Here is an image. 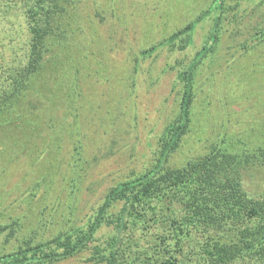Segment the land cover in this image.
<instances>
[{"label":"rangeland","instance_id":"obj_1","mask_svg":"<svg viewBox=\"0 0 264 264\" xmlns=\"http://www.w3.org/2000/svg\"><path fill=\"white\" fill-rule=\"evenodd\" d=\"M16 1L0 0V67L13 66V73L28 56V32ZM209 1L76 0L78 10L71 2L64 3L63 18L73 21L68 38L55 44L47 54L50 58L44 56L45 65L33 75L35 88L42 92L24 95V100L33 97L38 105V124L25 128L31 134L26 140L32 153L17 156L21 143L11 140L18 136L17 128L14 123L0 126V161L5 157L11 164L0 172L4 219L31 215L43 202L42 189L37 197L27 195L37 168L36 163L30 166L28 162L39 160L36 150L47 147L45 138L50 135L59 139L54 142L59 147L55 150L65 158L80 140L82 163L76 170L71 164L59 163L46 195L48 203L65 206L68 198L72 200V219L89 213L108 187L151 160L158 135L177 111L180 86L174 82L180 66L176 61L182 57L184 63L192 61L208 36L207 23L196 26L185 50L158 43ZM244 5L250 7L246 1ZM248 13L235 22L226 20L219 41L198 65L192 122L170 155L169 165L179 166L204 154L213 131L227 133L229 139L248 134L250 147L263 141L264 44L247 52L237 47L252 30L254 21ZM152 45L151 54L142 55ZM243 64L247 71L239 68ZM242 148L237 145L235 150ZM242 176L249 195L264 194V161L243 171ZM73 177L74 184L68 181ZM60 208L57 205L59 213ZM15 244L12 241L9 248ZM87 255L84 251L56 264H92Z\"/></svg>","mask_w":264,"mask_h":264},{"label":"trees","instance_id":"obj_2","mask_svg":"<svg viewBox=\"0 0 264 264\" xmlns=\"http://www.w3.org/2000/svg\"><path fill=\"white\" fill-rule=\"evenodd\" d=\"M75 1H16L28 32V56L15 73L13 66L0 67V126L14 123L17 128L18 136L11 138L13 144L21 143L17 156L32 153L26 140L31 134L25 128L38 124L37 102L33 97L24 100V95L42 92L35 88L33 75L45 65L44 56L55 44L68 38L73 21L63 18L64 3L71 2L78 10ZM243 1L250 7L243 6ZM246 11L254 23L237 47L247 52L264 44V0H210L158 43L185 50L196 26L207 23L208 36L192 61L184 63L183 57L176 61L180 66L174 82L180 86L177 111L158 135L153 157L108 187L80 219H72L69 198L65 206L46 199L59 163L71 164L73 170L82 163L80 140L65 158L55 150L54 142L59 139L53 135L45 138L47 147L36 150L39 160L28 162L30 166L36 163L37 168L27 193L31 199L42 189L43 202L32 216L9 215L6 220L0 213V264H56L84 251L92 264H264V194L249 195L242 176L243 171L264 161V138L250 147L248 134L234 140L227 133L213 131L204 154L179 166L168 163L192 122L198 65L219 41L226 20L235 22ZM154 49L152 45L142 55L149 56ZM238 66L242 72L248 70L246 64ZM237 145L243 148L235 150ZM4 160L0 161L2 173L4 165H11ZM68 181L76 182L74 177ZM57 205L63 207L60 213ZM12 241L16 244L10 249Z\"/></svg>","mask_w":264,"mask_h":264}]
</instances>
